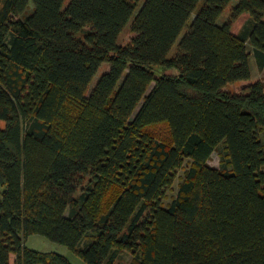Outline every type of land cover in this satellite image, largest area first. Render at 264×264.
I'll return each instance as SVG.
<instances>
[{
    "label": "trees",
    "instance_id": "trees-1",
    "mask_svg": "<svg viewBox=\"0 0 264 264\" xmlns=\"http://www.w3.org/2000/svg\"><path fill=\"white\" fill-rule=\"evenodd\" d=\"M250 56L264 0H0V264H264Z\"/></svg>",
    "mask_w": 264,
    "mask_h": 264
},
{
    "label": "rangeland",
    "instance_id": "rangeland-1",
    "mask_svg": "<svg viewBox=\"0 0 264 264\" xmlns=\"http://www.w3.org/2000/svg\"><path fill=\"white\" fill-rule=\"evenodd\" d=\"M234 4H235V2H232L225 9V11L222 13L220 18L217 20V23L219 25L226 22L229 10ZM31 7H32V5L30 4L29 8H31ZM247 20H248V17L246 15H242L236 22H234L232 24L231 32L234 33L235 35L238 34L239 32H241L243 27L246 25ZM131 21L132 20L129 21V23L126 25L124 31L121 33L119 40H118L119 44L124 45L129 40L128 29L130 27ZM248 49L250 50L249 46H248ZM172 54H173V52H172ZM249 66H250L251 81L252 82L258 81L264 85V70H259L257 68L252 56H250ZM105 69H106V66L103 65L101 67V69L98 71L97 75L94 77V80L92 81V83L89 86L90 90L94 87L95 82H97L101 73H103L105 71ZM156 72H158V70ZM261 137H262L261 138L262 142L264 143V137L262 134H261ZM220 160H221L220 156L217 154V152H214L210 156V159L208 160L207 163L210 167L219 169V168H221ZM187 168H188L187 162H184L183 167L177 171V179L174 182V184L172 185L171 189L166 192V198L163 201L164 205L170 203L171 200L176 196L177 184L179 183L180 179L183 177L184 170ZM25 246L28 249H31L33 251H37L40 253H52V254L61 255V256L65 257L70 264H84L82 260H80L78 257L73 255L66 247L59 245V244H56V243H53V242H50L46 238L39 236V235H33V236L28 237L26 242H25ZM12 264H13V260H12ZM117 264H119V263H117Z\"/></svg>",
    "mask_w": 264,
    "mask_h": 264
},
{
    "label": "crops",
    "instance_id": "crops-1",
    "mask_svg": "<svg viewBox=\"0 0 264 264\" xmlns=\"http://www.w3.org/2000/svg\"><path fill=\"white\" fill-rule=\"evenodd\" d=\"M129 260H130V257L124 255L123 258L119 260L118 262H120L119 264H128Z\"/></svg>",
    "mask_w": 264,
    "mask_h": 264
}]
</instances>
